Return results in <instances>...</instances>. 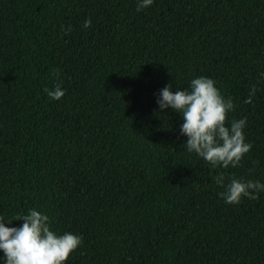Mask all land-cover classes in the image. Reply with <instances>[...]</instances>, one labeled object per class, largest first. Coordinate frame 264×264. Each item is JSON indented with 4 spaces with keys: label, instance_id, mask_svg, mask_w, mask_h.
Masks as SVG:
<instances>
[{
    "label": "trees",
    "instance_id": "trees-1",
    "mask_svg": "<svg viewBox=\"0 0 264 264\" xmlns=\"http://www.w3.org/2000/svg\"><path fill=\"white\" fill-rule=\"evenodd\" d=\"M136 4L0 0V216L35 208L81 235L65 264H264V192L226 204L212 179L264 183V0ZM201 75L232 97L226 124L246 118L234 168L188 153L156 105Z\"/></svg>",
    "mask_w": 264,
    "mask_h": 264
},
{
    "label": "clouds",
    "instance_id": "clouds-1",
    "mask_svg": "<svg viewBox=\"0 0 264 264\" xmlns=\"http://www.w3.org/2000/svg\"><path fill=\"white\" fill-rule=\"evenodd\" d=\"M154 0H137L136 10L149 7ZM91 24L85 18L82 28ZM59 76V70L51 73ZM264 80V71H258L257 82ZM257 84H252L243 103L253 102L258 91ZM47 96L58 100L64 93L59 83L53 88H44ZM156 105L159 110L172 109L181 117L179 134L186 137L183 146L188 153L206 161L210 169H227L236 167L244 153L252 147L246 142L243 129L246 118L228 120L227 113L234 110L231 96L221 95L216 82L209 76H195L188 81L187 87H177L175 91L165 84L158 90ZM212 179L222 187L217 195L226 204H237L241 197L256 199L257 194L264 192V183L259 180H244L229 175L226 179L223 172H215ZM12 219H21L19 226H6ZM82 243L79 234L52 230L50 218L35 208L27 213H17L11 219L0 216V264H65L70 252Z\"/></svg>",
    "mask_w": 264,
    "mask_h": 264
}]
</instances>
